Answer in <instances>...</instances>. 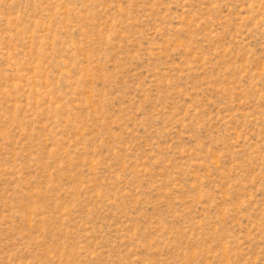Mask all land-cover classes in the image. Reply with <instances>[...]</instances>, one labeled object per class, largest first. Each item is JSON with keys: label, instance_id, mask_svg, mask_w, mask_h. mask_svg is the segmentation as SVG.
Instances as JSON below:
<instances>
[{"label": "rangeland", "instance_id": "obj_1", "mask_svg": "<svg viewBox=\"0 0 264 264\" xmlns=\"http://www.w3.org/2000/svg\"><path fill=\"white\" fill-rule=\"evenodd\" d=\"M0 264H264V0H0Z\"/></svg>", "mask_w": 264, "mask_h": 264}]
</instances>
